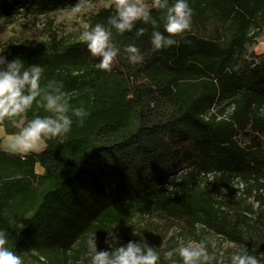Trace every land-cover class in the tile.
<instances>
[{"label": "trees", "instance_id": "1", "mask_svg": "<svg viewBox=\"0 0 264 264\" xmlns=\"http://www.w3.org/2000/svg\"><path fill=\"white\" fill-rule=\"evenodd\" d=\"M77 2L0 0V20L46 17ZM187 3L191 30L167 49L153 50L150 25L114 32L120 54L107 73L76 37L50 31L46 40L0 41L8 62L40 65L42 86L62 82L71 106L89 113L82 127L74 117L66 137L38 152L0 151V230L24 264H90L86 241L94 232L97 251L142 238L161 264L165 251L189 241H204L231 264L210 236L236 252L244 245L264 254V53L253 52L264 33V0ZM112 4L89 14L86 26H107ZM151 14L167 35L163 11ZM140 27L147 31L137 37ZM129 44L142 62L128 61ZM36 115L46 113L34 105L27 119ZM25 123L7 121V136Z\"/></svg>", "mask_w": 264, "mask_h": 264}, {"label": "clouds", "instance_id": "2", "mask_svg": "<svg viewBox=\"0 0 264 264\" xmlns=\"http://www.w3.org/2000/svg\"><path fill=\"white\" fill-rule=\"evenodd\" d=\"M112 6L115 14L108 18L107 26L102 23L88 25L79 36L90 56L98 59L96 68L106 73L113 70L120 54V49L113 42L114 32L122 36L132 32L137 23L150 25L153 29L151 45L153 50L158 51L177 45L178 38L191 30L193 10L187 0H175L171 5L169 0H151L150 3L146 0H113ZM152 9L163 11L164 15L160 19L167 35L158 30L160 25L152 16ZM82 11L83 0H78L71 15ZM146 31L147 28L140 27L135 34L140 37ZM123 51L130 63L143 61L140 49L134 44L127 45ZM43 72L44 68L40 65L26 67L19 58L8 62L6 57L0 55V134L7 135V121L20 118L26 121L17 133L8 138L7 146L14 154L27 156L42 146L46 147L48 140L66 137L72 129L74 117L78 126L82 127L89 115L83 106H71L62 82L51 80L42 86ZM34 105L46 115L27 119ZM18 227L23 229L24 225L18 224ZM94 233L86 241L90 264H161L158 249L142 238L139 243L130 241L126 246H116L111 251H97ZM8 245L9 234L0 230V264H24L22 257ZM177 256L180 264H223L222 260L208 252L204 241H189L163 254L167 264H178ZM261 258H264V254L257 257L247 251L244 245H240L239 250L231 256V264H261ZM78 264H83V261Z\"/></svg>", "mask_w": 264, "mask_h": 264}, {"label": "rangeland", "instance_id": "3", "mask_svg": "<svg viewBox=\"0 0 264 264\" xmlns=\"http://www.w3.org/2000/svg\"><path fill=\"white\" fill-rule=\"evenodd\" d=\"M113 0H95L83 5V11L71 15V7L49 14L46 17L35 16L32 14L21 13L19 16L4 18L0 20V41L6 39H29L34 41L46 40L49 38V32L52 31L58 37H76L79 38L82 31L86 30L85 19L89 14L95 13L102 8L108 7ZM150 3L151 0H146ZM49 22L51 27L49 28ZM255 54L264 52V33L253 48ZM0 151L11 152L7 146L8 138L5 134H0ZM43 146L38 150L40 151ZM35 151V152H38ZM12 153V152H11ZM37 173H41L39 167ZM174 233V230L168 232V236ZM209 241L213 250H219L224 260H230L236 252L235 247L226 242L218 244L215 236H210Z\"/></svg>", "mask_w": 264, "mask_h": 264}, {"label": "crops", "instance_id": "4", "mask_svg": "<svg viewBox=\"0 0 264 264\" xmlns=\"http://www.w3.org/2000/svg\"><path fill=\"white\" fill-rule=\"evenodd\" d=\"M263 53H264V52H262L261 54H263ZM1 138H2V137L0 136V140H1Z\"/></svg>", "mask_w": 264, "mask_h": 264}]
</instances>
